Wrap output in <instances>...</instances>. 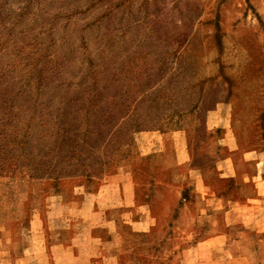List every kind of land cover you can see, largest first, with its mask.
<instances>
[{
  "label": "rangeland",
  "instance_id": "1",
  "mask_svg": "<svg viewBox=\"0 0 264 264\" xmlns=\"http://www.w3.org/2000/svg\"><path fill=\"white\" fill-rule=\"evenodd\" d=\"M201 176L264 188V0H0V264H198Z\"/></svg>",
  "mask_w": 264,
  "mask_h": 264
},
{
  "label": "crops",
  "instance_id": "2",
  "mask_svg": "<svg viewBox=\"0 0 264 264\" xmlns=\"http://www.w3.org/2000/svg\"><path fill=\"white\" fill-rule=\"evenodd\" d=\"M235 189L237 195L234 197H228L224 193L210 198L207 197L203 176L198 177L195 187L190 188V191L192 197L200 201H182L178 205L177 216L178 220L182 215L188 216L192 219V224L197 221L198 225H202V235L177 255L195 257L198 264H264V188L242 184ZM119 201L122 218L113 217L104 221L113 228L111 239L107 242L114 247L110 254L114 260H117L120 253L118 243L121 238L116 232L119 223L127 224L132 234L138 235L139 239L146 236L155 223L146 206L133 203L129 184L125 188L123 185ZM81 211L82 209L78 210ZM78 236L80 234L75 230L71 240ZM190 240L196 238L188 236V241ZM73 255L75 261L82 253L75 250Z\"/></svg>",
  "mask_w": 264,
  "mask_h": 264
}]
</instances>
